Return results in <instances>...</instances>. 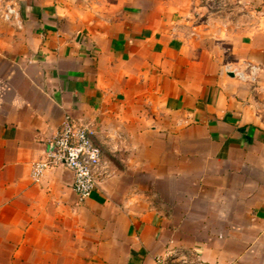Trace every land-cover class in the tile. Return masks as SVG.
Here are the masks:
<instances>
[{
	"label": "crops",
	"instance_id": "1",
	"mask_svg": "<svg viewBox=\"0 0 264 264\" xmlns=\"http://www.w3.org/2000/svg\"><path fill=\"white\" fill-rule=\"evenodd\" d=\"M67 116L106 166L84 200L31 175ZM176 248L264 264V0H0V264Z\"/></svg>",
	"mask_w": 264,
	"mask_h": 264
},
{
	"label": "built area",
	"instance_id": "2",
	"mask_svg": "<svg viewBox=\"0 0 264 264\" xmlns=\"http://www.w3.org/2000/svg\"><path fill=\"white\" fill-rule=\"evenodd\" d=\"M61 165L73 175L72 189L79 200H84L105 177L106 166L101 149L93 141L91 131L75 124L67 116L54 136L47 141L40 159L33 162L31 175L38 178L46 169ZM156 264H207L192 257L184 249H171L157 255Z\"/></svg>",
	"mask_w": 264,
	"mask_h": 264
},
{
	"label": "rangeland",
	"instance_id": "3",
	"mask_svg": "<svg viewBox=\"0 0 264 264\" xmlns=\"http://www.w3.org/2000/svg\"><path fill=\"white\" fill-rule=\"evenodd\" d=\"M151 188H153V186H152ZM157 188H158V187H157ZM146 189H147V187H144V188H143L144 191H145ZM177 209H178V206H177ZM175 220L178 221V222L180 221V219H178V218H176ZM184 236H185V235H184Z\"/></svg>",
	"mask_w": 264,
	"mask_h": 264
}]
</instances>
